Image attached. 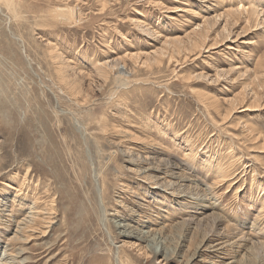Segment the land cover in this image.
I'll return each instance as SVG.
<instances>
[{
	"label": "rangeland",
	"instance_id": "rangeland-1",
	"mask_svg": "<svg viewBox=\"0 0 264 264\" xmlns=\"http://www.w3.org/2000/svg\"><path fill=\"white\" fill-rule=\"evenodd\" d=\"M8 2L0 264H264V0Z\"/></svg>",
	"mask_w": 264,
	"mask_h": 264
},
{
	"label": "bare ground",
	"instance_id": "bare-ground-1",
	"mask_svg": "<svg viewBox=\"0 0 264 264\" xmlns=\"http://www.w3.org/2000/svg\"><path fill=\"white\" fill-rule=\"evenodd\" d=\"M12 1L13 0H10V2H8L7 3V5L9 6V7H12ZM16 4V7H17V3H15ZM259 4V3H258ZM22 5V4H21ZM256 6V5H255ZM252 7L251 8V10H249L248 8H233V10L235 9V11L233 12L234 14H244L245 12L247 13V15H248V17H254V16H258L262 11H260V9H258V6H256V7ZM13 7H15V6H13ZM20 8V7H19ZM15 9H17V8H15ZM14 9V10H15ZM232 10V11H233ZM228 11V10H227ZM66 12V14L67 15H69V16H73V13H71L70 11H65ZM14 13H15V11H14ZM14 13H12L13 15H14ZM18 14V13H17ZM57 14V13H56ZM264 14V13H263ZM62 15V14H61ZM233 15V14H232ZM14 16H17V15H14ZM60 16V15H59ZM62 16H65V15H62ZM264 16V15H263ZM66 17V16H65ZM64 17V18H65ZM230 17V16H229ZM246 17V16H245ZM63 18V19H64ZM228 18V17H227ZM235 18H236V16H235ZM16 19V18H15ZM41 19V18H40ZM231 19V18H230ZM259 19V18H258ZM18 20V19H17ZM42 20V19H41ZM72 20V19H71ZM246 20V19H245ZM252 20H253V18H252ZM252 20H250V21H252ZM255 20V19H254ZM30 21V20H29ZM65 22V21H64ZM69 22H70V19H69ZM257 22V21H256ZM259 22V21H258ZM17 23V22H16ZM68 23V22H67ZM19 24V23H18ZM137 24V23H136ZM257 24V23H256ZM140 25H141V23H140ZM247 26H248V24H247ZM142 27H143V25H142ZM149 28V27H148ZM147 28V29H148ZM208 28V27H207ZM206 30V29H205ZM145 31V30H144ZM147 31V30H146ZM203 31V30H202ZM191 32V31H190ZM148 33V32H147ZM150 33V32H149ZM148 33V34H149ZM205 33V32H204ZM209 33V32H208ZM197 34V33H196ZM201 34V33H200ZM229 34H230V32H229ZM192 35V34H191ZM194 35V34H193ZM197 36V35H196ZM187 37V36H186ZM205 37V36H204ZM189 38V37H188ZM187 38V39H188ZM200 38H201V36H200ZM200 38H198V39H200ZM181 39V38H180ZM194 39V38H193ZM204 39V38H203ZM205 39H207V38H205ZM169 40V39H168ZM172 40H174V39H172ZM192 40V39H191ZM189 41V40H188ZM207 41V40H206ZM219 41V40H218ZM217 41V42H218ZM167 42V41H166ZM198 42V41H197ZM200 42V41H199ZM172 43V42H171ZM179 43V42H178ZM192 43H194L193 41H192ZM201 43H202V41H201ZM171 45V44H170ZM179 45V44H178ZM204 45V44H203ZM180 46H182V45H180ZM201 46V45H200ZM205 46V45H204ZM169 48V47H168ZM159 50V49H158ZM157 52V51H156ZM154 54H156V53H154ZM156 56H157V54H156ZM64 57V56H63ZM163 58H164V56H163ZM260 58V57H259ZM116 62V61H115ZM154 62V61H153ZM41 63V62H40ZM99 63V62H98ZM118 62H116V64H117ZM151 63H152V61H151ZM150 63V64H151ZM155 63H156V61H155ZM110 63H107L106 64V66L107 65H109ZM152 65V64H151ZM125 66V65H124ZM103 67H105V66H103ZM70 68V67H69ZM101 69L102 68H100V71H101ZM107 69V68H106ZM128 71V70H127ZM103 72V71H102ZM107 72V71H106ZM125 73V72H124ZM58 74V73H57ZM262 76V75H261ZM125 78H127V77H125ZM63 80H65V79H63ZM123 80V79H122ZM127 82V81H126ZM7 93V92H6ZM258 96V95H257ZM2 102V101H1ZM208 103V102H207ZM211 103V102H210ZM3 107V106H2ZM216 108V107H215ZM132 136V135H131ZM133 138V137H132ZM128 139V138H127ZM134 142V141H133ZM143 143V142H142ZM156 145V144H155ZM151 149V148H150ZM153 149V148H152ZM159 152V151H158ZM211 163V162H210ZM231 164V163H230ZM108 165V164H107ZM223 166V165H222ZM221 166V167H222ZM229 166V165H228ZM225 167V166H224ZM226 169V168H225ZM225 169L224 170H222L220 167H218L217 168V170L218 171H216L217 172V177H219V178H224V177H226V175H225ZM229 169V168H228ZM227 169V170H228ZM225 171V172H224ZM99 176V175H98ZM181 191V190H180ZM131 193V192H130ZM206 204V203H205ZM264 212V208L260 211V213L262 214ZM41 213V212H40ZM40 213L39 212H37V213H35L34 214V216H33V218H32V220H31V225H27V227H33L34 226V228H35V225H37L38 224V221H37V219L39 218V215H40ZM39 214V215H38ZM120 214V213H119ZM30 219V218H29ZM197 219V218H196ZM30 222V221H29ZM21 223V222H20ZM25 223V222H24ZM23 224V223H22ZM254 230V229H253ZM125 236V235H124ZM247 236V235H246ZM247 243V242H246ZM252 247V246H251ZM253 248H255V251H256V249H260V250H262V252H264L263 250H264V245H263V243H261V242H256V243H253V247H252V249ZM257 251H259V250H257ZM250 253V252H249ZM8 254V253H7ZM243 258V257H242ZM123 264H125V263H123Z\"/></svg>",
	"mask_w": 264,
	"mask_h": 264
}]
</instances>
